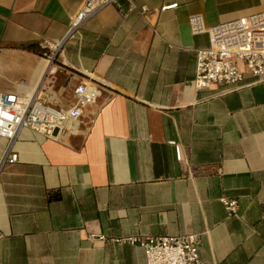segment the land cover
I'll list each match as a JSON object with an SVG mask.
<instances>
[{
    "label": "crops",
    "instance_id": "crops-1",
    "mask_svg": "<svg viewBox=\"0 0 264 264\" xmlns=\"http://www.w3.org/2000/svg\"><path fill=\"white\" fill-rule=\"evenodd\" d=\"M84 1L0 0V94L42 86L69 109L77 85L97 89L69 132L14 140L17 161L0 173V264H145L121 240L179 235L199 236L201 264H264V75L241 66L238 84L196 89L209 37L188 24L264 12V0H118L69 35ZM221 198L238 202L237 217Z\"/></svg>",
    "mask_w": 264,
    "mask_h": 264
},
{
    "label": "built area",
    "instance_id": "built-area-1",
    "mask_svg": "<svg viewBox=\"0 0 264 264\" xmlns=\"http://www.w3.org/2000/svg\"><path fill=\"white\" fill-rule=\"evenodd\" d=\"M135 8L133 0H128ZM118 0H85L72 18L68 34L78 31L85 22L105 7L116 4ZM176 5L163 7L176 8ZM146 12V8L141 9ZM193 35L207 33L209 46L196 54V72L193 85L196 89L212 85H236L243 79L240 67L255 77L264 75V12L222 23L205 29L201 16H192L188 21ZM42 86L28 95L0 94V138L7 141L0 160V173L6 164H14L17 155L12 153L14 140L23 129L49 139H56L69 132L70 124L79 122L82 109L94 104L97 89L89 83H80L73 90L75 103L69 109H61L48 104L42 95ZM177 159L181 152L175 149ZM230 217L238 216V202L221 198ZM0 234V238H1ZM101 239H103L101 237ZM121 242L136 245L143 251L145 264H201L199 257V236H137L128 237Z\"/></svg>",
    "mask_w": 264,
    "mask_h": 264
},
{
    "label": "trees",
    "instance_id": "trees-1",
    "mask_svg": "<svg viewBox=\"0 0 264 264\" xmlns=\"http://www.w3.org/2000/svg\"><path fill=\"white\" fill-rule=\"evenodd\" d=\"M23 50L34 53L39 56H44V54H47L46 50L41 49L38 45L36 44H30L27 46H22L21 47Z\"/></svg>",
    "mask_w": 264,
    "mask_h": 264
}]
</instances>
